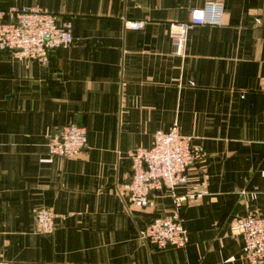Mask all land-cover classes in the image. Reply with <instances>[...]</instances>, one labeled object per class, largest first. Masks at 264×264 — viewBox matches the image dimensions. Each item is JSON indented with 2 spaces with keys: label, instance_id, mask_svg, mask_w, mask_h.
I'll return each mask as SVG.
<instances>
[{
  "label": "crops",
  "instance_id": "crops-1",
  "mask_svg": "<svg viewBox=\"0 0 264 264\" xmlns=\"http://www.w3.org/2000/svg\"><path fill=\"white\" fill-rule=\"evenodd\" d=\"M223 6L220 26L187 32L173 54L170 24ZM44 8L72 24L73 43L47 65L0 53V259L11 264H248L234 229L264 216V0H0ZM144 22L135 30L127 23ZM174 123L203 159L187 172L181 209L188 243L157 250L140 239L168 213V193L125 204L128 153ZM87 133L74 158L49 157L56 128ZM51 210L50 235L32 211Z\"/></svg>",
  "mask_w": 264,
  "mask_h": 264
},
{
  "label": "built area",
  "instance_id": "built-area-1",
  "mask_svg": "<svg viewBox=\"0 0 264 264\" xmlns=\"http://www.w3.org/2000/svg\"><path fill=\"white\" fill-rule=\"evenodd\" d=\"M223 6L208 2L202 8L191 9L186 22L170 24L169 37L173 54L182 56L187 32L197 25L220 26ZM144 22H126V27L143 28ZM73 43L72 24L47 9L11 5L0 10V53L12 59H28L47 65L50 55L60 47ZM49 157L67 159L79 156L86 149L85 128L75 124L56 128L47 137ZM193 137L181 133L174 123L167 131L152 135L148 148L137 147L128 153L130 180L125 194V204L144 209L153 192L168 193L173 208L168 213L153 217L140 234L143 243L157 250L184 248L188 235L184 228L181 209L188 195H178L175 189L187 184L188 170L200 162L204 154L193 145ZM33 230L39 235H50L56 227L55 214L45 208L32 211ZM242 237L244 260L248 264H264V216L250 213L234 224ZM0 264H11L0 259Z\"/></svg>",
  "mask_w": 264,
  "mask_h": 264
},
{
  "label": "water",
  "instance_id": "water-1",
  "mask_svg": "<svg viewBox=\"0 0 264 264\" xmlns=\"http://www.w3.org/2000/svg\"><path fill=\"white\" fill-rule=\"evenodd\" d=\"M161 193H164V190H162Z\"/></svg>",
  "mask_w": 264,
  "mask_h": 264
}]
</instances>
